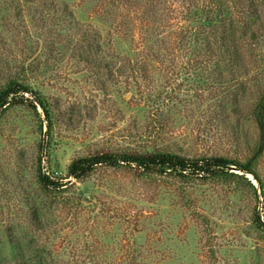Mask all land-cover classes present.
Instances as JSON below:
<instances>
[{
  "label": "rangeland",
  "instance_id": "1",
  "mask_svg": "<svg viewBox=\"0 0 264 264\" xmlns=\"http://www.w3.org/2000/svg\"><path fill=\"white\" fill-rule=\"evenodd\" d=\"M191 2L0 0V86L22 81L51 110L50 124L38 105L0 112V264H209L207 255L264 264V237L251 223L253 208L264 218L259 189L126 167L66 177L72 159L105 150L251 155L250 93L238 114L223 96L215 107L213 63L183 65L177 32ZM159 49L171 58L144 62V79L140 56ZM90 54L108 67L83 58ZM257 63L239 78L246 92L264 79ZM38 168L61 189L42 191ZM255 170L264 189V151Z\"/></svg>",
  "mask_w": 264,
  "mask_h": 264
},
{
  "label": "trees",
  "instance_id": "2",
  "mask_svg": "<svg viewBox=\"0 0 264 264\" xmlns=\"http://www.w3.org/2000/svg\"><path fill=\"white\" fill-rule=\"evenodd\" d=\"M190 4L191 7L184 14V22L177 32L180 57L185 62L183 65L194 69L195 72V69L198 71L213 63L215 70L207 74L212 86L215 84L211 102L213 104V100L223 96L232 102L231 109L235 114L247 107L245 96L250 93L251 101L247 115L252 118L258 129V137L251 155L246 160L239 161L218 155L190 158L167 150H105L72 159L66 168L67 178H85L97 166L126 167L139 174H166L181 179H220L244 188L249 187L256 196L259 189L264 196L261 179L255 170L256 160L264 151V79L255 82L252 90L248 92L245 84L239 79L248 74L249 63H264V0H192ZM255 49L259 50L260 54H255ZM83 58L91 63L98 62L99 67H108L105 58H93L91 54L83 55ZM170 58L166 50H148L142 53L139 61L144 66L140 70L142 77L146 79L148 76L144 62L151 59L162 62ZM197 74L201 76L200 73ZM29 96H32L31 99ZM14 102L27 104L33 109L38 105L42 109L44 120L50 124L51 110L45 98L26 83L10 78L0 86V112ZM223 104L222 99L220 103L213 105L220 108ZM40 160L41 156L38 157L39 164ZM38 169L37 182L42 191L51 193L60 190L64 185L59 179ZM246 174L252 175L258 187L252 184ZM251 214L254 229L264 237V218H261L260 211L256 208L252 209ZM207 258L209 264H239L236 260L219 259L216 255H207ZM157 262L161 264L159 259Z\"/></svg>",
  "mask_w": 264,
  "mask_h": 264
}]
</instances>
